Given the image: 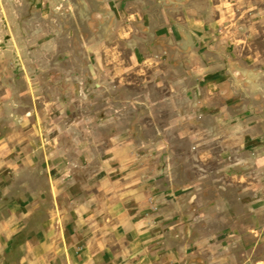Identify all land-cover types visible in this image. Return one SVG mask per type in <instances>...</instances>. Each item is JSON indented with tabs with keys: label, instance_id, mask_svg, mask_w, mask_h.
<instances>
[{
	"label": "rangeland",
	"instance_id": "obj_1",
	"mask_svg": "<svg viewBox=\"0 0 264 264\" xmlns=\"http://www.w3.org/2000/svg\"><path fill=\"white\" fill-rule=\"evenodd\" d=\"M0 59L13 75L31 77L37 103L45 100L49 116L66 125L68 169L90 170L126 125L135 163L157 174L153 190L192 188L164 204L161 245L179 253L177 264H207L210 256L264 263V0H0ZM222 107L254 131L234 129L225 143ZM14 181L0 196V218L11 200L38 208L19 216L24 228L0 264H18L50 202L27 186L42 189V177ZM241 186L253 189L239 204ZM219 196L244 210L238 223L205 210ZM220 233L222 241H203Z\"/></svg>",
	"mask_w": 264,
	"mask_h": 264
},
{
	"label": "crops",
	"instance_id": "obj_2",
	"mask_svg": "<svg viewBox=\"0 0 264 264\" xmlns=\"http://www.w3.org/2000/svg\"><path fill=\"white\" fill-rule=\"evenodd\" d=\"M2 54L6 58L7 53ZM10 67L9 61L0 59V196L6 192L8 179H16L19 185L25 174H33L42 177L44 184L42 189L28 184L30 193L47 195L50 201L44 208L39 232L34 240H26L18 264H177L179 253L163 250L161 245V229L168 216L163 212L167 207L164 204L173 205L171 196L189 193L192 188L172 191L161 186L153 190L151 179L157 174L151 173L148 163L142 168L135 163L131 130L126 125L122 134H111L105 157L92 159L90 170L68 169L70 162L61 136L66 125L49 116L52 112L45 100L42 105L37 103L34 80L13 75ZM218 110L222 114L218 129L225 143L234 129L245 137L256 128L246 119L229 120L228 107ZM154 125L158 128V123ZM259 142L255 141L257 149ZM156 145L163 147L164 142ZM75 163L80 166L81 159ZM224 188L214 192L220 195ZM250 188L236 187L237 197L241 196L239 204L243 202L241 194ZM260 200L255 193L253 201ZM34 201L30 199V203H38ZM211 204L209 209L204 206L205 210H218L220 223L229 219L238 223L242 218L244 210L238 214L222 196ZM6 207L9 216L0 218V258L13 250L14 240L24 228L19 216H30L38 204L28 208L27 203L11 200ZM258 220L264 225V217ZM224 237L222 233L211 234L203 241H222ZM211 257L207 264H218ZM259 263L242 260L238 264Z\"/></svg>",
	"mask_w": 264,
	"mask_h": 264
}]
</instances>
